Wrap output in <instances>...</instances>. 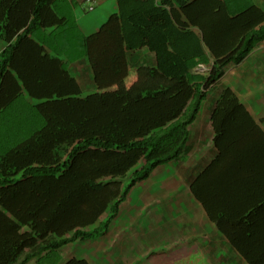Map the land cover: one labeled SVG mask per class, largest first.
Listing matches in <instances>:
<instances>
[{"label":"trees","instance_id":"obj_1","mask_svg":"<svg viewBox=\"0 0 264 264\" xmlns=\"http://www.w3.org/2000/svg\"><path fill=\"white\" fill-rule=\"evenodd\" d=\"M53 1L0 0V264H58L59 248L105 234L131 189L183 153L207 90L264 40V12L251 0H174L169 13L171 0H120L88 36L72 24L60 30ZM145 50L153 57L142 58ZM62 55L87 60L92 87ZM211 125L218 154L190 190L257 264L243 239L259 229L257 217L232 219L234 202L219 203L214 188L216 172L260 148L262 132L227 87Z\"/></svg>","mask_w":264,"mask_h":264},{"label":"crops","instance_id":"obj_2","mask_svg":"<svg viewBox=\"0 0 264 264\" xmlns=\"http://www.w3.org/2000/svg\"><path fill=\"white\" fill-rule=\"evenodd\" d=\"M119 1L54 0L50 9H56L57 16L63 18L64 24L60 30L72 24L88 36L95 33L111 15L119 12ZM151 1L157 7L163 0ZM251 1L264 12V0ZM171 2L172 6L163 5L168 13L170 7L175 9L174 0ZM54 28L40 31L48 35ZM141 56L152 58L153 54L145 50ZM60 60L70 64L67 66L70 73L84 90L85 87H92L91 70L84 57H72L69 61L62 55ZM229 69L220 82L207 90L195 120L188 126L189 140L183 153L175 161L153 171L149 179L154 181V190L153 186L150 190L142 186L144 188L139 198L143 202L139 209L133 210L132 204L125 203L128 201L126 199L105 234L90 240L77 239L59 248L56 251L60 257L58 264H65L73 258L86 260L89 264H139L142 261L145 264H201V261L203 264H251L218 231L190 190L192 179L218 154L213 144L211 114L221 89L227 87L232 90L260 127L261 139L256 138L264 142V40L241 63ZM263 147L264 143L249 155L246 154L244 159L217 171L218 181L214 188L219 203L227 207L228 201L234 202L230 206L233 209L232 219L236 216L242 220L251 213L252 218L257 217L259 229L246 233L243 238L247 241V252L251 259L252 256L260 258L257 264H264ZM154 231L155 236L152 235ZM184 245L181 254L166 255ZM39 258L25 264H37ZM50 263L57 264L52 260Z\"/></svg>","mask_w":264,"mask_h":264},{"label":"rangeland","instance_id":"obj_3","mask_svg":"<svg viewBox=\"0 0 264 264\" xmlns=\"http://www.w3.org/2000/svg\"><path fill=\"white\" fill-rule=\"evenodd\" d=\"M3 46H4V45H3V43L1 42V43H0V49H1ZM229 67H230V66H229ZM229 67L226 68L227 71L230 70ZM194 72H195V73H200V74H207V72H208V67H207V66H204V65H198V66L195 68ZM227 73H228V72H227ZM220 81H221V80H219L218 82H220ZM153 183H154V181H152V179L150 178V179L144 181L143 183H141V185H138V186H135L134 188H132L131 191H130V193L128 194V198H127L128 201H126L125 203H127V205H128V204H132V208H133V210L139 209V207L141 206V202H143V201L141 200V198H139L140 193L143 192L142 190H143L144 187H146L148 190H150L151 187L153 186L152 189L154 190L155 188H154ZM142 186H144V187H142ZM122 207H123V206H122ZM128 209H129V207L126 208L125 210H128ZM125 210H123V213H124ZM132 212H133V211H132ZM152 235L155 236V231L153 232Z\"/></svg>","mask_w":264,"mask_h":264},{"label":"built area","instance_id":"obj_4","mask_svg":"<svg viewBox=\"0 0 264 264\" xmlns=\"http://www.w3.org/2000/svg\"><path fill=\"white\" fill-rule=\"evenodd\" d=\"M90 9H92V7H89Z\"/></svg>","mask_w":264,"mask_h":264}]
</instances>
